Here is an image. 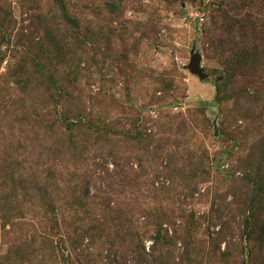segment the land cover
<instances>
[{
  "label": "rangeland",
  "instance_id": "1",
  "mask_svg": "<svg viewBox=\"0 0 264 264\" xmlns=\"http://www.w3.org/2000/svg\"><path fill=\"white\" fill-rule=\"evenodd\" d=\"M0 19L11 34L0 48V162L11 154L15 177L31 186L10 202L37 209L32 184L46 182L59 224L37 209L0 226V262L16 244L23 264H134L117 236L148 207L166 214L174 264H264V213L250 238L241 182L263 148L264 99L238 121L230 111L241 95L264 98V0H0ZM193 49L205 80L188 68ZM226 73L237 95L220 104ZM65 116L106 134L79 125L68 134L75 147L60 148L70 141L58 128ZM139 131L143 145L127 137ZM119 209L131 220L110 228ZM98 219L109 227L97 229ZM43 230L66 240L65 257L43 246Z\"/></svg>",
  "mask_w": 264,
  "mask_h": 264
},
{
  "label": "trees",
  "instance_id": "2",
  "mask_svg": "<svg viewBox=\"0 0 264 264\" xmlns=\"http://www.w3.org/2000/svg\"><path fill=\"white\" fill-rule=\"evenodd\" d=\"M192 1H198V0H192ZM3 23L0 19V48L1 44L5 43L9 46L11 43V34L8 31H2ZM5 40V41H4ZM226 79L222 83H217L216 85V97L215 100L218 103H228L230 100L235 99V91H229L228 87L230 85V80L232 77V74L226 73ZM24 82H18L19 84H25L29 85L31 80H27ZM50 81H53V78L50 79ZM224 83V84H223ZM228 86V87H227ZM224 87V88H223ZM243 94V93H242ZM241 95V94H240ZM239 96V94H238ZM244 96L245 100L248 101L249 104L247 105V101L244 104L237 103L234 105L231 111V119H234L235 121L239 119L240 114H242V111L244 108H254L259 103L260 99H264L263 97H260L259 95L257 97H250V95H241ZM246 106V107H245ZM152 114V113H151ZM153 116V114H152ZM159 116V112H158ZM157 116V117H158ZM154 117V116H153ZM63 120L67 121V124H62L59 122L58 128L61 129V135H68L69 133L73 132V130L80 125V130L87 131L93 136H96L98 139L101 138V136L105 135L106 133H102V126L96 125L95 122L86 121L84 122V118L80 117V123L71 122L70 119H68L66 116L63 118ZM62 120V121H63ZM196 122V119H193ZM197 123V122H196ZM246 130V132L241 133V138L244 139L246 136H249L250 132L249 128ZM80 131V132H84ZM102 133V134H101ZM70 141L65 143V141L60 145V148H70L75 147V141L74 139L68 135ZM128 139L131 141H135L137 143H141L143 145L146 141L144 138V135L139 131L137 134L129 135L127 136ZM152 143V140L151 142ZM148 143V144H149ZM68 144V146H66ZM256 156V163L252 162V172L249 174H246L245 177L242 179V185L245 189H248L249 194V201L245 200L246 208L249 212V217L246 218L245 224L248 228H251V231H249L250 238L252 234L255 232L253 223L254 219H259L262 217L263 207H264V140H263V148H259V152H257ZM109 156H112L115 158V153H112V150L109 153ZM251 159V156H249V160ZM247 159V165L249 166L250 162ZM252 160V159H251ZM16 161L13 158L11 154L7 156L2 162H0V226L2 228H7L8 225H13V221L16 219L24 218L26 211L32 210L35 211L37 209L41 210L43 215L45 216V220L47 222H51L50 228L58 227V219L56 214V206L52 200V192L50 189V186L48 183H35L32 184L34 187L32 190H34V199L39 200L40 206L37 209H34L33 207L26 208L24 205L20 206L15 204L14 202L11 203L10 201L13 199H16L20 197L19 190L23 189L25 190V194H31V186L27 187L25 186V183L27 182L25 179L20 180L17 177H15V170L14 167ZM117 164V162H116ZM24 194V193H23ZM24 194V196H25ZM26 198H29L25 196ZM33 197H31L32 199ZM79 198V203L77 204L78 208H84V205L82 203V199ZM30 199V198H29ZM260 203L262 205L260 206ZM108 207H110V203L108 202ZM161 208L154 209L148 211V207H145L138 211L136 219L134 223V227L131 230L126 231L125 233L122 232L121 236H117L123 243H125V240L129 242L128 247L130 248L131 252V261L134 264H174L170 261L169 255L174 254L173 250L170 249L172 247L173 249L176 247V242L173 238H170L168 236L163 235V225H164V219L166 218V214L161 212ZM113 212V219L110 221V228L111 226L122 228L124 224H129L130 220L127 218L128 213H126L124 210L119 209L118 211H112ZM131 216V214H130ZM142 216H145L146 219L141 220ZM141 220V222H140ZM109 221L106 219H98L96 221L95 227L99 228H107ZM55 226V227H54ZM155 228L154 232L149 231V227ZM264 228V223H263ZM42 232H45L44 234H41V240L43 243V246L45 247H51V248H58L61 249L60 251L63 253V256L65 257L66 252L70 249L69 245L66 243V240L63 239L61 236L58 239H55L53 236L50 237V233L48 231L43 230ZM50 232V230H49ZM150 233V235H149ZM252 233V234H251ZM85 235V231L81 229L79 231L78 240H81ZM148 235L150 239H153L154 243L152 246V253H148L145 245L146 239H148ZM253 237V236H252ZM262 241V239L260 240ZM20 247L22 245L20 244ZM64 248V250H63ZM190 251V250H188ZM25 259L23 258V249H20L17 247L16 244L11 246V250L9 252V255L4 258L0 262V264H17V263H25ZM67 260V259H65ZM68 261V260H67ZM180 262V261H179ZM176 264V263H175ZM180 264H200L199 260H195L191 257H188L187 261H182Z\"/></svg>",
  "mask_w": 264,
  "mask_h": 264
},
{
  "label": "water",
  "instance_id": "3",
  "mask_svg": "<svg viewBox=\"0 0 264 264\" xmlns=\"http://www.w3.org/2000/svg\"><path fill=\"white\" fill-rule=\"evenodd\" d=\"M188 68L194 75L199 76L201 80H205L208 78V74L202 66V56L197 53L195 49H193L192 51Z\"/></svg>",
  "mask_w": 264,
  "mask_h": 264
},
{
  "label": "built area",
  "instance_id": "4",
  "mask_svg": "<svg viewBox=\"0 0 264 264\" xmlns=\"http://www.w3.org/2000/svg\"><path fill=\"white\" fill-rule=\"evenodd\" d=\"M197 16H199V15H197ZM201 20L204 21V18L201 17ZM181 109H183V108L179 105L176 107V110H181ZM151 113L153 114L154 117L158 116V111L156 109H151Z\"/></svg>",
  "mask_w": 264,
  "mask_h": 264
}]
</instances>
